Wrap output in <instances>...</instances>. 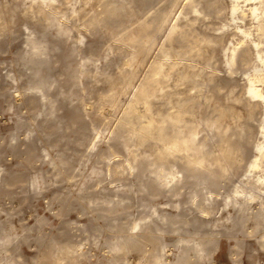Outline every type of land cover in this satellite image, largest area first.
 Returning <instances> with one entry per match:
<instances>
[{
  "label": "rangeland",
  "instance_id": "rangeland-1",
  "mask_svg": "<svg viewBox=\"0 0 264 264\" xmlns=\"http://www.w3.org/2000/svg\"><path fill=\"white\" fill-rule=\"evenodd\" d=\"M45 1L0 0V264H143L163 246L176 262L181 236L210 239L187 264H264V166L251 167L264 143V98L248 91H264V15L251 9L261 13V0H238L235 12L234 0ZM149 79L162 94L147 104L136 93ZM174 113L219 156L217 125L224 139L243 130L229 175L192 171L177 153L157 162L180 183L159 185L150 162L163 142L140 144L130 127ZM248 182L259 198L241 210L235 190ZM203 187L213 191L205 203L195 198ZM150 207L158 239L115 250Z\"/></svg>",
  "mask_w": 264,
  "mask_h": 264
},
{
  "label": "bare ground",
  "instance_id": "bare-ground-1",
  "mask_svg": "<svg viewBox=\"0 0 264 264\" xmlns=\"http://www.w3.org/2000/svg\"><path fill=\"white\" fill-rule=\"evenodd\" d=\"M53 1L54 0L45 1V2L52 3ZM237 1L238 0H234L233 6H232V10L234 12L235 11H238V9H239V3L241 2L240 1L238 3ZM248 1H250V0H248ZM260 2L264 5V3H263L264 0H261ZM251 9H252V12L256 13L257 17H259V18H261L262 15H264V10L261 13H257V10L259 8L253 7ZM263 9H264V7H263ZM195 11H198V10L195 9ZM238 14H239V12H238ZM242 15H244V12L243 11H242ZM259 23H260V21H259ZM260 28H262V27H260ZM177 29H178V24H176L174 26V28L172 30L173 33L176 32ZM180 35H179V37H180ZM30 43L32 45V48H33V52L34 53H39L41 51L40 45L35 41V39L31 38L30 39ZM239 47H241V46H239ZM239 53H241V52H239ZM165 54H167V53H165ZM237 54H238V52L235 49L232 52V55H231V58H230L231 65H234L236 63V60L238 58L237 57L238 56ZM258 54L260 56V60L262 62H264V57L260 53H258ZM164 57H165V55H164ZM242 57H240V58H242ZM153 64H152V66H153ZM166 64H168V63L166 62ZM176 64H177L176 62H172L171 63V66H174L175 67ZM164 65L165 64L163 63V66ZM163 66L161 65V63H159L157 65V69H156V67L155 68L151 67V68L154 69V70L156 69V74H159L162 70L164 71V73L165 72L168 73V70L165 71L164 70V67L165 66L164 67ZM149 73L151 74V71ZM149 73H147V76L148 77H149V75H148ZM257 77H258V79L260 81H263L264 82V72H261L260 74H258ZM162 78H163V76H162ZM157 79L158 80L160 79V81H161L160 74H159V78H157ZM187 80H188V78H187ZM163 81H164V79H163ZM140 82L141 83H144L142 81H140ZM156 82H157V80H156ZM154 84H155V80L150 81V79H149L148 82L146 81V83L142 84L141 87L138 89V91L136 93V100L138 101L140 99H143L147 104H149L151 97H153V96L159 97L160 94H162V93H160V91H159L160 94L159 95L156 94V92H155L156 89L154 87L155 86ZM163 86L165 88V85L164 84H163ZM174 91L175 90H173V91L171 90L172 94L175 93ZM248 91L250 93V96L251 97H254L258 102H260L264 98V91L260 88V85H251L249 87ZM178 92H181V91H178ZM166 94H168L167 93V90H166ZM176 94H178V93H176ZM169 95H171V93L168 94V96ZM190 95H191V93H190ZM162 96H164V95H162ZM193 96H194V94L192 95V99H193ZM192 99H191V101H193ZM184 100H185V98H184ZM196 101H199V100H196ZM176 102H177V100H176ZM189 102H187V103H189ZM187 103L185 101V104H187ZM173 106H176V105L174 104ZM196 106H198V104ZM136 107H138V106H136ZM136 107H134V108H136ZM215 108H218V106H216ZM189 109L191 110V108H189ZM192 110H193V108H192ZM226 110H227V107H226L225 111ZM172 113H173V111H172ZM175 113H174V115L163 116L159 120L158 125H154L155 122L153 123V121H150L148 124L143 125V126L135 127V126L132 125L130 127V133H132L134 136H136V138L140 141V144L144 143L146 140H149L150 138H153L155 140H158V141H162L163 142V145L160 147V152L158 154H156V157L153 158L152 159L153 161L150 162L151 164H155L157 166L156 170H154V174H155V177H156L155 180L159 183V185H163V184L168 185V184H171L173 186V188H174V187H177L178 184L180 183V181H181L182 178L179 177L176 173H172L173 171L171 172V169L170 168H173V166L169 168L170 172H166L163 168H158L159 165H161L162 163L159 164L157 162L158 160L166 159L167 157H170V156L177 157L178 156L177 153H181V156L180 157H182V158L185 159V162H184L185 166L188 167L189 169H191L192 171H196V170L198 171L200 169H205V170H208V172H209V174H210L211 177L214 176V175H217V176L219 175L220 177H223V176L225 177L226 175H229L230 171L233 169V167H234V165H235V163H236V161L238 159L236 155L238 154V155L241 156L242 155V152H243V146L241 145V139L244 138V137L241 138V135L243 133V130L242 131H238V134L236 135L235 138L232 137V136L235 135V133L233 132L232 134L230 133L231 135H229L226 139H224L223 138L224 132H220L221 129L218 131V127L220 126V124L217 125V131L218 132L215 130L216 133H214L213 136L219 135L221 137L220 141L217 143L218 144L217 146L220 148L219 151H221L223 153V156H219V155H217L218 153H216L215 145L210 144V142H209V138L210 137L208 135L205 134V135H203L201 137L199 135V131L197 130V128L192 127L191 125H189L188 122L184 120V118H183V116H182L181 113H177V114H175ZM223 114L225 115V112L224 111H223ZM232 114L233 115L239 114V112L237 113V111H236L235 114L234 113H232ZM216 116H218V115H216ZM131 121L132 120H126L122 124V126H127V125L131 124ZM189 121H190V119H189ZM145 122H147V121L145 120ZM205 122H208V121L205 119ZM184 128H188V131H184ZM209 128H210V130L211 129L213 130L212 124H210ZM238 129H239V127H238ZM165 139H169V141H164ZM257 148H258V150L260 152V158L255 159L251 163V167L253 169H255L257 167H260V166H264V143L259 144L257 146ZM170 163H172V162H170ZM163 165H166V163L163 164ZM179 172H182V171L180 170ZM202 181H203V179H202ZM257 181L260 182L262 185H264V178L263 179L262 178H259ZM252 185H253V183L248 182L247 183V187H243L242 189H236L235 190L236 191V194H238V195L240 194L244 198H246V200L244 199L245 201H243L241 203L240 207H239V209H241V210H244V209L247 208V204L249 203L250 200L255 199L256 197H258V195L253 192V190L251 188ZM204 187H207V186L204 185ZM204 187L201 190V192H198V193L195 194V198H197L198 196H201V201H203V203H205L204 200H206V199H209L210 200V195L213 194V191L210 190V189H208V188L206 189L205 192H203L204 191ZM173 188H171V189H173ZM177 189L178 188H175L174 189V192H177ZM202 192L204 194H202ZM158 211L159 210L156 207H150L149 213L141 216L140 219L133 224V226L131 228L134 231L133 232L130 231L129 233H127L125 235V237L122 236V239L121 240H118V242L115 244L114 249L117 250V251H121V250L126 249L127 247H129V245L135 244L138 241L139 238H146L147 236H149V237H151L153 239H158L156 232L151 227V225L154 223V216H155L154 214L157 213ZM161 219L164 221L163 218H161ZM179 242H183L185 244V246H184L185 248L183 249L184 250L183 253H182L183 255L182 254L179 255L178 260L176 262H171L170 260L167 259L166 254H167L168 251L165 250V247L163 246L159 251H156V250L150 251L149 253L151 255V259L149 261L143 263V264H187V262L189 261V255H188L187 252L190 251V250L195 251L196 249H204L210 243V239H206V240H202L201 239V240H198L197 241L195 238H193V236L192 237H189V238L181 236L180 239H179Z\"/></svg>",
  "mask_w": 264,
  "mask_h": 264
}]
</instances>
